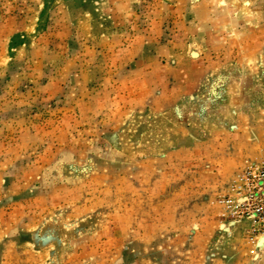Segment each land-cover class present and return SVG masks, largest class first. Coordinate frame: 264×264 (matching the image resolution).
I'll list each match as a JSON object with an SVG mask.
<instances>
[{
	"label": "rangeland",
	"instance_id": "obj_1",
	"mask_svg": "<svg viewBox=\"0 0 264 264\" xmlns=\"http://www.w3.org/2000/svg\"><path fill=\"white\" fill-rule=\"evenodd\" d=\"M0 264H264V0H0Z\"/></svg>",
	"mask_w": 264,
	"mask_h": 264
}]
</instances>
